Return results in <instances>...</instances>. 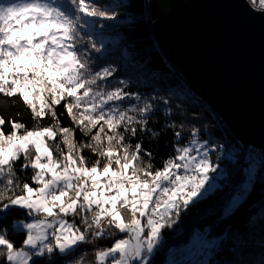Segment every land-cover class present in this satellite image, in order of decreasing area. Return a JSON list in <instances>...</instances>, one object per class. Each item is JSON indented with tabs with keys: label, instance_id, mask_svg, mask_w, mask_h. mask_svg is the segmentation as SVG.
Segmentation results:
<instances>
[{
	"label": "snow or ice",
	"instance_id": "1",
	"mask_svg": "<svg viewBox=\"0 0 264 264\" xmlns=\"http://www.w3.org/2000/svg\"><path fill=\"white\" fill-rule=\"evenodd\" d=\"M247 4L252 12L264 15V0H247ZM115 15L96 0L0 2V95L9 98L11 105L22 103L33 120L28 128L0 116V214H4L0 223L7 221V211L13 207L27 210L31 217L30 222L11 224L13 231L24 233L19 247L8 238V226L0 227L3 264H33L34 257L46 254L50 259L53 254L70 256L80 244L117 233L124 235L95 250V264H150L162 229L171 228L182 210L211 191L205 185L216 167L198 139V129L192 128L188 142L176 147V155L156 169L144 159L152 154L141 142H126L138 131L153 139L160 131L147 126L146 116L154 109L151 103L145 100L142 106L121 108L114 102L134 94L121 87L106 90L98 83L115 69L93 72L90 67L88 50L101 49L90 36L85 38V26L90 18L112 20ZM134 98L141 100L139 95ZM57 105L89 140L78 144L74 130L61 126ZM170 113L171 108H165V116ZM48 116L52 123L42 125L40 121ZM6 124L10 125L7 133ZM175 137L179 141L181 132ZM57 138L59 143H48ZM85 149L97 157L91 166ZM21 157L24 162L19 167L33 170L34 186L16 179L14 165ZM252 167L223 206L219 221L234 215L245 202ZM68 216H79L83 228L75 221L69 223ZM226 242L235 252L244 244L226 225L224 234L208 241L207 247L214 250ZM73 264H83V256Z\"/></svg>",
	"mask_w": 264,
	"mask_h": 264
},
{
	"label": "trees",
	"instance_id": "2",
	"mask_svg": "<svg viewBox=\"0 0 264 264\" xmlns=\"http://www.w3.org/2000/svg\"><path fill=\"white\" fill-rule=\"evenodd\" d=\"M0 2H7V0H0ZM96 3L101 7H107L116 15L112 20L90 18L91 30L95 33L84 29L85 38L90 36L101 49L100 52L88 50L90 67L93 72L104 67L115 69L105 81L98 83L104 85L106 90L121 87L125 92L141 97L140 101L135 100L133 95L126 97L123 101L114 102L121 108L126 109L132 105L142 106L145 100L151 103L154 109L146 116L147 126L160 131V135L154 139L149 133L142 134L138 131L135 137H131L126 142L131 144L141 142L143 148L152 154L151 157L145 156L144 159L150 160L153 168L156 169L162 167L164 160L176 155L175 148L186 144L191 135V129L196 128L199 130L198 139L214 148V151H210L211 162L215 167L218 164L216 170H220L219 175H224L213 192L200 198L187 210H182L171 228L162 229L161 243L157 246L150 262L168 261L170 264L176 255L184 254L183 264H186L191 259L195 262L203 251L207 257L204 261L201 259V264H264V160L256 158L254 162H251L250 156L244 157L241 161L245 165L244 169L249 168L250 165L255 168L250 193L234 215L222 222L219 221L223 206L230 196L235 194L238 185L248 177V171L244 172L243 166L242 170L235 172L241 155H237L238 158L235 157L233 165H229L232 160L227 152L228 145L232 144L231 138L218 116L207 109L201 100L194 98L191 92L188 95L189 87L186 81L165 59L152 32L147 0H96ZM100 39L106 41V44H100ZM121 81L127 82L126 85H122ZM161 97L168 101L167 105L163 103ZM0 103L6 104L5 107H0V116L6 119L11 117L24 123L28 128L33 126L30 110L25 109L22 103L11 105L10 99L2 95H0ZM55 107L61 126L74 130L78 144L89 140L90 137L81 133L62 105ZM165 108H171L168 116L164 114ZM40 123L47 126L52 123L51 117H45ZM168 124H174L175 127H165ZM181 124L183 128L180 127ZM9 130L10 125L6 124L4 131L7 133ZM177 131L181 132L179 141L175 137ZM48 143H59V138L55 142L48 141ZM212 143L221 146L219 152ZM213 154L217 156L216 159L212 157ZM84 155L89 166L97 159L87 149L84 150ZM23 162L21 157L14 165L16 179L21 184L27 182L34 186L31 181L33 170L30 167L21 170L19 165ZM16 191L19 193V189ZM6 215L7 221L0 223V227H4L5 224L8 226V238L19 247L24 239V233L13 231L11 224L17 220L28 221L31 217L28 216L27 210L14 207L9 208ZM69 219L75 221L77 227L83 228L79 216H69ZM226 225L233 233L242 237L244 242L242 249L235 252L230 242L214 250L205 247L208 241L224 234ZM123 235L117 233L116 237L101 238L93 244H80L70 256L59 257L53 254L50 259L46 254L44 257H34L33 264H73L81 256H83V264H95V250L110 246L112 240ZM192 240H194L193 243ZM171 246H175L176 249L171 254L173 259L165 260ZM210 252L211 255H209ZM0 264H3V258H0Z\"/></svg>",
	"mask_w": 264,
	"mask_h": 264
},
{
	"label": "water",
	"instance_id": "3",
	"mask_svg": "<svg viewBox=\"0 0 264 264\" xmlns=\"http://www.w3.org/2000/svg\"><path fill=\"white\" fill-rule=\"evenodd\" d=\"M165 59L244 146L264 152V15L247 0H148Z\"/></svg>",
	"mask_w": 264,
	"mask_h": 264
},
{
	"label": "rangeland",
	"instance_id": "4",
	"mask_svg": "<svg viewBox=\"0 0 264 264\" xmlns=\"http://www.w3.org/2000/svg\"><path fill=\"white\" fill-rule=\"evenodd\" d=\"M148 1V0H147ZM150 20H151V17H150ZM85 28H86V30L88 29V31H91L92 33H95V31H92L91 30V23L89 24V25H86L85 26ZM101 41H103V39H100ZM101 44V43H100ZM200 141V140H199ZM201 143H204L205 144V147L209 150V156H210V151H214V148H211V147H209V145L206 143V142H202V141H200ZM195 154V153H194ZM217 165L218 164H216V167H217ZM249 170V168H245L244 169V172H247ZM254 170H255V168L254 167H252V175H253V172H254ZM220 174V170H216L215 172H210L209 173V181L207 182V184L205 185V187H206V189H211V191H209L206 195H208L209 193H211V192H213L214 191V189L216 188V187H218V185H219V180H221L222 178H223V174H221V175H219ZM205 195V196H206ZM205 196H203V197H205ZM202 198V197H201ZM14 208H18V207H14ZM20 209V208H19ZM25 210V209H24ZM65 219L66 220H68V222L69 223H72L73 222V220L72 219H69V216L68 217H65ZM17 221H19V220H17ZM24 221H26V222H30L31 221V218L27 221V220H24ZM194 239V238H193ZM195 240V239H194ZM194 240H192L191 242L193 243V241ZM190 242V243H191ZM205 247H207V245H205ZM174 250H176L175 249V246H171V247H169V249H168V253H167V255H166V259L165 260H172L173 259V257H172V252L174 251ZM201 250H205V249H201ZM155 252H156V249L154 250V252H153V254L151 255V257H153L154 255H155ZM189 253V252H188ZM182 255V258L185 256L184 254H181ZM151 257H150V259H151ZM206 257H207V255L205 254V252L203 253V251H202V253H201V255H200V257L198 256V259H195V262H194V260H190V262L189 263H186V264H201L202 263V260L201 259H203V261L206 259ZM185 258V257H184ZM161 259V258H160ZM162 260V259H161ZM155 261H153V262H150V264H155L154 263ZM193 262V263H192ZM156 263L157 264H169V262L168 261H156ZM170 264H181V262H179L178 260H175L174 262H172V263H170ZM183 264V263H182Z\"/></svg>",
	"mask_w": 264,
	"mask_h": 264
},
{
	"label": "bare ground",
	"instance_id": "5",
	"mask_svg": "<svg viewBox=\"0 0 264 264\" xmlns=\"http://www.w3.org/2000/svg\"><path fill=\"white\" fill-rule=\"evenodd\" d=\"M147 3H148V1H147ZM117 6H119L118 4H116ZM114 6V5H113ZM113 6H112V8H113ZM87 32H89L88 31V29H87ZM100 43L101 44H106V41H101L100 40ZM106 58V57H105ZM188 90V95H190L189 93L191 92L192 93V91H191V89L190 88H187ZM192 96L194 97V98H196V99H198V100H201L203 103H204V101L202 100V99H199L194 93H192ZM205 104V103H204ZM205 107L207 108V109H210L209 108V105L208 104H205ZM218 116V115H217ZM218 118H219V116H218ZM219 120H220V118H219ZM220 122H221V120H220ZM222 123V122H221ZM223 124V123H222ZM223 126L225 127V129H226V126L223 124ZM226 131L228 132V130L226 129ZM228 135L230 136V138H231V143L232 144H230V145H228V148H229V151L227 152V154H228V156H229V158H231V160H232V162H230L229 163V165H233V160L235 159V157H237V155H243V156H247V155H251V154H254V153H256V148L255 147H253V146H244L240 141H238V140H236L235 138H233V136L228 132ZM221 143V142H220ZM216 146L217 148H216V151H218L219 152V150H220V145H216V144H214V143H212V146ZM217 153V152H216ZM259 153H261V154H263L264 155V152H259ZM212 157L214 158V159H216V155H212ZM238 158V157H237ZM243 159L241 158V160H239V162H238V164L236 165V170H235V172H239L240 170H242V169H244V163H242L241 161H242ZM240 163H242V165H240ZM228 165V166H229ZM243 166V167H242ZM241 167H242V169H241ZM233 178H236L235 176H233ZM181 256V254H178V255H176L175 257L176 258H179ZM155 264H157L156 262H154Z\"/></svg>",
	"mask_w": 264,
	"mask_h": 264
},
{
	"label": "built area",
	"instance_id": "6",
	"mask_svg": "<svg viewBox=\"0 0 264 264\" xmlns=\"http://www.w3.org/2000/svg\"><path fill=\"white\" fill-rule=\"evenodd\" d=\"M250 156H251V157H250ZM244 157H247V158L250 157V159H251L250 161H251V162H254L256 158H260L261 160H264V155L261 154V153H259V152H257V151H256V153L251 154V155H247V156H243V155H241V158H242V159H244ZM250 161H249V162H250ZM184 257H185V256H184ZM184 257L182 258V255H181L179 258H176V257H175L174 261H175V260H178V261L181 262V264H182V263H183V259H184ZM174 261H173V262H174Z\"/></svg>",
	"mask_w": 264,
	"mask_h": 264
}]
</instances>
